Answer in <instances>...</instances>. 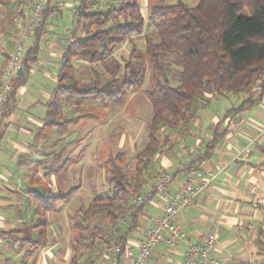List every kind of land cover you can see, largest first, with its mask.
Instances as JSON below:
<instances>
[{
	"label": "trees",
	"instance_id": "obj_1",
	"mask_svg": "<svg viewBox=\"0 0 264 264\" xmlns=\"http://www.w3.org/2000/svg\"><path fill=\"white\" fill-rule=\"evenodd\" d=\"M17 0H0V11L8 3ZM79 11L75 16L74 31L82 36L68 43L61 54L56 86L46 103L43 128L57 127L62 135L67 125L80 117L64 118V107H84L91 101L107 106L122 105L128 94L137 90L144 79L145 70L138 62L144 56L152 66L154 85L145 90L151 106V117L146 131V142L134 156L132 175L124 172L121 154L108 155L104 161V174L108 189L102 195H93L83 210V218L73 226L78 237L72 247L73 264L88 250L86 264H119L122 250L129 236L139 227V214L145 203H134L135 197L145 194L154 184L155 163L169 146L161 140L163 129L177 134L188 133L191 123L199 116L209 98L218 96L240 98V102L228 109L225 117L250 109L264 96V0H199L189 7L182 0H156L149 6L144 19L140 0H106L93 8L98 0H76ZM44 11V24L47 12ZM153 26L155 39L144 36L146 22ZM37 28V30H38ZM36 31V30H35ZM144 37V50L136 53L132 47L129 58H116L114 52L134 38ZM38 38L25 52L21 68L35 59ZM138 54V55H137ZM172 54L178 66L175 84H171L162 56ZM84 61L100 65L105 72L96 73L93 81L75 79V62ZM11 80L14 86L24 83L25 75ZM11 100L6 104L9 105ZM199 114L196 111H199ZM86 116V115H85ZM165 141V140H164ZM218 137L198 148L190 164L203 162L215 147ZM41 162V161H36ZM199 170V169H198ZM52 172H57L53 169ZM180 173H175V175ZM153 180L152 185H147ZM75 189L63 194H44L38 189L31 192L32 206L39 215L36 227L40 229L36 239H30L31 247L38 248L43 240L47 221L45 214L56 209L59 202L67 200ZM97 215L103 224L89 227L85 224ZM28 240V239H26ZM121 247L118 254L112 250ZM93 254V256L91 255Z\"/></svg>",
	"mask_w": 264,
	"mask_h": 264
},
{
	"label": "crops",
	"instance_id": "obj_2",
	"mask_svg": "<svg viewBox=\"0 0 264 264\" xmlns=\"http://www.w3.org/2000/svg\"><path fill=\"white\" fill-rule=\"evenodd\" d=\"M77 5V1L74 0L68 1L62 7L50 8L44 24L37 27L38 30L36 28V31L26 39L29 42L21 53L20 66L25 52L33 46L36 37L38 51L35 59L27 63L28 70L22 71V75H25L24 83L28 74L33 72L32 64H37L38 75L35 77L38 80L43 75L50 77L48 66L56 65L58 69L61 54L69 43L65 41L68 30L72 32L73 42L82 36L80 28L74 31L75 18L72 11ZM18 15L14 19L26 18L23 4L22 11ZM63 15L69 20L70 25L62 34H50L45 30L48 18H62ZM13 23L14 28L19 31L15 22ZM7 35L9 36V33ZM19 37L20 31L18 36H15L14 46L3 52L0 86L3 67L9 55L15 50ZM40 54H43V57H40ZM82 63L86 62L77 60L76 69ZM15 77L12 78L14 83L17 82L14 80ZM24 83L14 86L11 102L0 115V264H8L10 260H16L21 253H26V257L33 256V264H73L72 254L69 259L66 258L69 249L64 250L66 253L64 256L56 255L58 250L63 251L61 248L63 246L57 240L60 230L55 227L54 214L58 213L63 205L71 202L78 204L80 201L83 203L90 196L89 202L86 203L87 207L94 194L89 190L87 193L82 192V187L78 184L71 187L70 189L75 190L65 200L67 203L59 202L54 211L45 214L47 225L42 235V244L36 249L31 247L30 239H36L40 231L36 227L40 217L32 206L30 191L38 189L44 194H58L52 186H48L47 180L63 171L65 161L61 162V158L49 159L46 164L42 159L43 156L47 158L56 149V143H53L52 139L53 133L43 128L46 103L51 98L52 91L46 93V99L42 100L28 93ZM16 93L20 95L18 100H15ZM25 94H29V98L24 100ZM228 99L231 103L232 99ZM236 102L239 101H233L232 105ZM92 104L95 105L94 101L86 107ZM212 106L214 110L209 114L206 109ZM231 107L233 106H227L223 102L216 104L215 98H209V102L202 110L203 114L191 123L188 133H185L181 139L182 146L177 144L178 146L169 148L157 159L156 171L173 173L177 165L195 160L191 154L189 155L194 145L200 143L198 148H202L213 140L214 136L218 137L215 147L202 162L195 178V182L205 181L204 190L195 198L190 208L175 217V224L184 233L186 241L178 240L173 247L160 244L152 250L146 264H182L186 242L201 244L208 234H214L216 238L210 257L219 260L222 264H264V96L254 107L234 116L225 117ZM76 109L79 108L64 107L63 117L69 119L65 112ZM84 116L95 120L90 113L78 117ZM75 122L80 121L75 120ZM65 133L60 137L63 140L62 145L64 144L63 153L79 139L75 132L69 135ZM53 169L57 172H52ZM25 179L31 180V184L28 185ZM184 181L183 173L175 175L165 193L153 195L145 203L139 214V227L129 236L125 244L132 248L133 256L137 254L147 230L161 215L168 197L180 189ZM152 183L153 180L147 185V189ZM80 194H84V197L78 198ZM78 260V263L82 264L84 256ZM131 263L132 259L122 253L119 264ZM97 264H104L103 259L98 260Z\"/></svg>",
	"mask_w": 264,
	"mask_h": 264
},
{
	"label": "rangeland",
	"instance_id": "obj_3",
	"mask_svg": "<svg viewBox=\"0 0 264 264\" xmlns=\"http://www.w3.org/2000/svg\"><path fill=\"white\" fill-rule=\"evenodd\" d=\"M198 1L199 0H182V2L186 3L189 7L195 6ZM155 2L156 0H140L144 19L147 20L148 8ZM174 2V0L170 1V3ZM22 4V0L13 1L8 3L7 7L2 8L0 11V66L4 58L3 52H6L14 46L16 40L15 36H18L19 31L14 28L13 22L14 18L19 16V12L22 11ZM69 25L70 22L64 15L62 18H48L45 30L50 32V34H62L65 28ZM7 33H9V36ZM143 35L155 39V30L153 26L149 25L148 21L146 22ZM28 42V40L24 41V47L27 46ZM41 46H43V42H41ZM132 47L137 51L135 54H141L144 50V37L140 36L134 38L131 44L124 43L120 45L114 52V56L116 58L120 57L124 59L132 57V60L137 61L135 59V54L134 56H131L130 54ZM40 57H43V54H40ZM141 59L140 62H137L144 67V79L137 90L128 94L122 105L107 106L102 104L103 107L100 103L94 102V106L93 104L89 107L85 106V108L82 106L79 107V109L65 112V115L70 118L82 116L86 113L93 114L95 117V120L93 121L84 116L77 119V121L80 122H71L67 125L65 132L68 131V135L75 132L79 136V139L74 141V143L66 149L68 151L63 153L64 144L62 145L63 140L60 138L62 136L57 133L58 128L53 127L49 130V132L53 133L52 139L53 143H56V149H54L53 153L48 155L47 158L43 156V161L46 164L49 159L55 160L61 158V162L65 161L63 164V171L59 175L47 180L48 186H52L53 190L58 192V194H63L71 187L75 186V184L82 187V192L87 193L89 190L90 192L93 191L94 195L104 194L109 187L107 178L104 174V161L110 154L114 155L120 153L122 156L120 163L124 165L123 169L126 176L129 178L132 175L134 164L133 156L146 142V131L151 117V106L144 92L146 89L154 85L152 66L146 57L143 56ZM161 61L165 65L164 67L167 70V76L171 84H175L178 66L174 63V56L172 54L164 55L162 56ZM37 70V64H32L33 72L28 74L24 84L26 85L25 87L28 93L30 92L40 99L45 100V94L50 93L52 88L56 85L55 78L57 77L58 69L56 65L55 67L52 65L48 66L47 70L50 72V77L43 75L40 80L35 77L38 75ZM96 73L100 74L101 81H104L102 77L105 75V72L100 65L82 63L79 65L78 69L75 70V79L77 81H93ZM18 96L20 98L19 93H16L15 100L19 99ZM28 96L29 94H25L23 99H28ZM215 99L216 104L223 102L227 106H235L240 102V98H230L232 99V102L239 101L236 102L235 105H232V102L230 103L228 98L218 96L215 97ZM206 110L211 114L212 110H214V106ZM199 112L200 110L196 111L197 114H199ZM200 114H203L202 110ZM184 134L185 133L177 134L165 128L162 130L161 141L165 142L166 145H169V148L175 147L177 144L182 146L181 139ZM199 144L200 143L194 145V149H198L200 146ZM94 145L95 149H93ZM34 158L36 157L34 156ZM25 180L28 185L31 184V180ZM80 195L77 197H84V194ZM89 200L90 196L83 203H80L81 201L78 204H73L72 202L67 203V201L62 202V204H67L63 205L59 212L54 214L53 221L55 227L60 230V235L57 240L58 243L63 246L61 247L63 251L58 250L56 255L59 256L62 254L64 256L66 255L64 250L69 249L66 258L69 259L71 256L72 245L75 242V238L78 237V230L73 226V222L83 218L82 212L86 208V203H88ZM85 224L89 227H94L98 224L102 225L103 221L99 216L93 215L87 219ZM82 250H84L85 254L82 264H86L88 262L86 261L88 250L81 247V251ZM91 255L93 256V254ZM82 257L83 256L79 258ZM33 260V256L31 257L30 255L29 257H26V253H21L16 260H10V263L8 264H33ZM79 260H77V262Z\"/></svg>",
	"mask_w": 264,
	"mask_h": 264
},
{
	"label": "built area",
	"instance_id": "obj_4",
	"mask_svg": "<svg viewBox=\"0 0 264 264\" xmlns=\"http://www.w3.org/2000/svg\"><path fill=\"white\" fill-rule=\"evenodd\" d=\"M68 1L74 0H22L23 7L26 11L24 20L14 19L16 27L20 31L19 41L15 50L9 55L3 70L2 82L0 86V115L6 107V104L11 100V80L17 75V71L21 62V53L24 49V41L36 30L42 22L44 11L50 8H58L64 6ZM106 0H98L93 4V8L99 7ZM79 11L73 9V16H77ZM71 30L66 32L65 41L73 42ZM197 149H192V154L195 155ZM201 162L196 164H179L173 173H161L155 177L154 184L145 193L138 195L134 199V203L141 204L147 202L153 195L165 193L166 188L172 184L175 173H183L185 181L182 187L173 192L162 210L161 215L156 218L151 227L147 230L145 239L140 243L138 252L135 256L132 254V248L125 246L122 253L126 257L132 259L131 264H146L153 249L160 244L166 247H173L178 240H185L182 233L175 224V217L180 212L190 208L195 198L202 193L206 183L205 181L195 182L198 175V169ZM215 235L208 234L201 244H193L186 242V252L182 264H222L219 260L210 257L211 251L215 245ZM121 247H116L112 250V254L116 255L120 252Z\"/></svg>",
	"mask_w": 264,
	"mask_h": 264
},
{
	"label": "water",
	"instance_id": "obj_5",
	"mask_svg": "<svg viewBox=\"0 0 264 264\" xmlns=\"http://www.w3.org/2000/svg\"><path fill=\"white\" fill-rule=\"evenodd\" d=\"M17 75H18V76H22V68H21V67H19V69H18V71H17Z\"/></svg>",
	"mask_w": 264,
	"mask_h": 264
}]
</instances>
